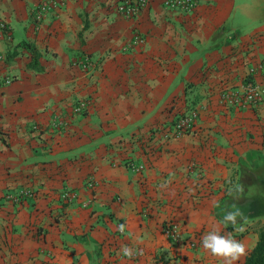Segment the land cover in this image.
Here are the masks:
<instances>
[{
	"label": "crops",
	"instance_id": "obj_1",
	"mask_svg": "<svg viewBox=\"0 0 264 264\" xmlns=\"http://www.w3.org/2000/svg\"><path fill=\"white\" fill-rule=\"evenodd\" d=\"M40 1L0 0V264H222L200 244L214 225L247 254L255 220L220 221L264 188V103L222 94L264 83V0H149L136 17L59 0L37 23ZM192 109L193 130L166 136Z\"/></svg>",
	"mask_w": 264,
	"mask_h": 264
},
{
	"label": "built area",
	"instance_id": "obj_2",
	"mask_svg": "<svg viewBox=\"0 0 264 264\" xmlns=\"http://www.w3.org/2000/svg\"><path fill=\"white\" fill-rule=\"evenodd\" d=\"M149 0H125L119 3L116 10L126 16V17H136L139 12L146 7ZM59 0H44L37 3L34 9V19L37 23L41 22L45 15L57 6ZM164 3L169 8L179 9L183 11H191L196 5L195 0H164ZM6 35L10 38V29L4 21H0V36ZM144 38L140 35H136L133 39V44H142ZM2 55L0 54V59ZM83 66H87L89 61L84 59L82 62ZM254 72V68H250V73ZM11 78L6 77L4 83H10ZM222 96L225 99L233 101L240 107H253L261 103H264V83L256 82L252 78H247L241 89L235 91H224ZM86 106L84 101L78 102L73 105L74 112H81ZM197 117L196 110L192 109L188 113H183L172 123L171 129L166 134V136H171L173 138H179L185 133H189L194 128L195 119ZM142 165H138L135 169H140ZM90 185L94 184L92 181L89 182ZM74 197L73 193L68 191L63 193V198L65 200H70ZM121 232V231H120ZM166 234L169 237L177 238V231L175 226L169 225L166 228Z\"/></svg>",
	"mask_w": 264,
	"mask_h": 264
},
{
	"label": "clouds",
	"instance_id": "obj_3",
	"mask_svg": "<svg viewBox=\"0 0 264 264\" xmlns=\"http://www.w3.org/2000/svg\"><path fill=\"white\" fill-rule=\"evenodd\" d=\"M242 192L243 188L241 185L233 186L227 190V195L238 198ZM231 207L233 210L223 215L220 224L225 226L230 224L236 231H243V227H237V224L238 220L246 221V217L235 204L231 205ZM125 228V224L118 226V230L121 232L125 231ZM200 244L207 253L218 258L222 264H237L240 258L246 254V246L243 241L234 238L231 232L222 234L220 227L216 225L212 226L210 230L201 236ZM118 251L120 255L128 259H132L138 254L136 249L125 244H121Z\"/></svg>",
	"mask_w": 264,
	"mask_h": 264
},
{
	"label": "rangeland",
	"instance_id": "obj_4",
	"mask_svg": "<svg viewBox=\"0 0 264 264\" xmlns=\"http://www.w3.org/2000/svg\"><path fill=\"white\" fill-rule=\"evenodd\" d=\"M246 195V201L238 204V208L244 213L247 220H255L252 227L258 230L264 226V188L257 183L251 184Z\"/></svg>",
	"mask_w": 264,
	"mask_h": 264
},
{
	"label": "trees",
	"instance_id": "obj_5",
	"mask_svg": "<svg viewBox=\"0 0 264 264\" xmlns=\"http://www.w3.org/2000/svg\"><path fill=\"white\" fill-rule=\"evenodd\" d=\"M35 59L33 60V62ZM243 188V192L240 193V195L244 196V193L246 192V185L245 184H239ZM247 199V198H246ZM246 199L241 198L239 199L241 203L246 201ZM237 200V198H236ZM247 220V219H246ZM245 221H238V224H243ZM229 229L233 228L232 225H227ZM242 264H264V226H261L257 230V240L255 245L251 248V250L246 254L244 257V260Z\"/></svg>",
	"mask_w": 264,
	"mask_h": 264
}]
</instances>
